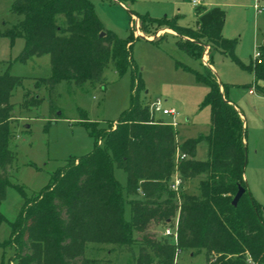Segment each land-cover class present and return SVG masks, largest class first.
I'll return each instance as SVG.
<instances>
[{
    "label": "trees",
    "instance_id": "trees-1",
    "mask_svg": "<svg viewBox=\"0 0 264 264\" xmlns=\"http://www.w3.org/2000/svg\"><path fill=\"white\" fill-rule=\"evenodd\" d=\"M10 10L20 19L1 34L24 39L14 61L47 54L50 75L40 82L49 85L50 93L61 80L102 82L108 63L119 75L133 64L129 54L133 34L122 39L108 31L90 0H12ZM195 10L193 27L179 26L175 21L166 24L165 28L175 32L180 48L201 57L208 46V61L215 51L233 56L235 39L222 34L225 11L202 5ZM138 21L149 31L145 20ZM258 51L257 60L246 67L264 83V43ZM196 75L208 88L203 104L210 110V130L204 136L178 144L173 126L155 120L136 94L114 128L98 127L81 118L93 138L92 150L70 156L38 194L27 198L18 189L23 202L8 221V236L0 241L3 249L14 250L9 264H112L110 259L88 256L89 243L111 244L121 253L133 252L135 244L137 264L150 260L173 264L177 248L203 250L204 264H264L261 208L243 179V120L227 96V84L218 81L209 66ZM20 82L21 76L11 74L8 68L0 72V203L10 185L7 166L13 157L9 143L13 105L9 97ZM140 85L139 80L135 91ZM254 88L264 95V84ZM199 141L206 144L203 160L195 157ZM177 148L186 154L178 161ZM113 166L125 171L124 192L113 176ZM175 171L181 179L178 195L169 187ZM195 178L199 180L197 191H185L187 180ZM238 185L244 191L233 205L231 194ZM177 206L176 242H156L145 235L133 240V232L150 220L169 221ZM4 219L0 211V223Z\"/></svg>",
    "mask_w": 264,
    "mask_h": 264
},
{
    "label": "rangeland",
    "instance_id": "rangeland-1",
    "mask_svg": "<svg viewBox=\"0 0 264 264\" xmlns=\"http://www.w3.org/2000/svg\"><path fill=\"white\" fill-rule=\"evenodd\" d=\"M11 1L0 0V72L8 68L11 74L21 76V82L9 97L13 105L9 124L13 157L7 166L10 185L0 203V211L5 216L0 223V241L8 236V221L18 213L23 194L27 198L38 194L70 156L84 155L94 147L81 118L95 122L98 127L114 128L116 119L136 94L141 104L149 105L158 98L162 107L176 111L173 115L156 113L154 119L173 126L178 144L208 134L210 110L203 104L208 88L196 75L203 73L205 66L212 68L217 80L227 84V96L241 114L246 152L243 179L251 197L260 205L264 222V95L254 88L255 84L263 86L264 83L246 67L256 61L254 52L264 43V0L258 2L261 11L254 7L257 0H201V4L217 5L225 11L222 33L226 38L235 39L233 56L215 51L209 61L208 53L205 61L180 48L174 32L159 31L172 21L179 26H194L196 10L189 0H90L108 31L122 39L133 34L129 43L133 64L119 75L108 63L102 82L80 84L61 80L53 93L48 84L40 82L50 75L48 55L31 56L25 62L14 61L24 46V39H10L1 34L20 19L11 12ZM139 19L145 20L149 31L143 29ZM139 80L141 85L135 91ZM220 90L223 92L222 86ZM195 157L206 158L204 141L197 143ZM112 171L124 192L125 171L115 166ZM198 181L197 178L187 180L184 190L197 191ZM178 213L177 206L169 221L150 220L143 229L133 232V240L138 241L145 235L156 242L171 243L173 237L165 229L169 227L173 231ZM124 214L128 216L126 204ZM13 254V248L0 247V264L12 263ZM87 254L110 259L112 264H137L135 244L133 252L121 253L111 244L89 243ZM204 262L203 250L177 248L173 256V264ZM146 264L158 263L150 260Z\"/></svg>",
    "mask_w": 264,
    "mask_h": 264
},
{
    "label": "built area",
    "instance_id": "built-area-1",
    "mask_svg": "<svg viewBox=\"0 0 264 264\" xmlns=\"http://www.w3.org/2000/svg\"><path fill=\"white\" fill-rule=\"evenodd\" d=\"M190 3L194 6H198L200 3H201V0H189ZM258 2L259 0L256 1V3L254 4V7L257 9V11H261V8L258 7ZM259 56V51L256 50L254 52V58L257 60ZM251 92V91H249ZM148 109H149V113L152 117H155V114L156 113H161L162 115H165V114H175L176 111L173 109V108H164L162 107V104H161V100L160 99H156L155 101L151 102L149 105H148ZM186 157V154L185 153H180L178 151V148L176 149V155H175V159L176 161H178L179 159H182V158H185ZM181 184V179L180 177L178 176L177 172L175 171L174 175H173V178L172 180L170 181V184H169V187L170 189H172L173 191L176 192V194L178 195V190H179V185ZM170 229L169 227H167L165 229V232L168 233V234H171L172 237H173V240L176 242L177 238H176V225L173 229L172 232H170Z\"/></svg>",
    "mask_w": 264,
    "mask_h": 264
},
{
    "label": "crops",
    "instance_id": "crops-1",
    "mask_svg": "<svg viewBox=\"0 0 264 264\" xmlns=\"http://www.w3.org/2000/svg\"><path fill=\"white\" fill-rule=\"evenodd\" d=\"M199 5H202V6H204V7H211V6H217V5H213V4H199ZM196 16V15H195ZM224 25V24H223ZM223 29V28H222ZM159 31H169V32H174L172 29H170V28H161V29H159ZM223 31V30H222ZM174 34H175V32H174ZM223 34V33H222ZM155 36V35H154ZM224 36V35H223ZM207 49H208V46H205V50H204V52H203V54H202V56H201V58L203 59V60H205V61H207L206 59V57H207ZM211 68V67H210ZM212 69V68H211ZM220 81V80H219ZM221 87V86H220ZM250 90V89H249ZM235 106V105H234ZM235 108L237 109V107L235 106ZM240 116H241V114H240ZM185 185V184H184ZM184 189L186 188L185 186L183 187Z\"/></svg>",
    "mask_w": 264,
    "mask_h": 264
},
{
    "label": "water",
    "instance_id": "water-1",
    "mask_svg": "<svg viewBox=\"0 0 264 264\" xmlns=\"http://www.w3.org/2000/svg\"><path fill=\"white\" fill-rule=\"evenodd\" d=\"M102 34H103V32H100L99 35L101 36ZM245 158H246V152H245ZM243 191H244V188L242 186L238 185L237 191L235 192V194L231 200V203L233 205H235L237 203V201H238L239 197L241 196V194L243 193Z\"/></svg>",
    "mask_w": 264,
    "mask_h": 264
}]
</instances>
